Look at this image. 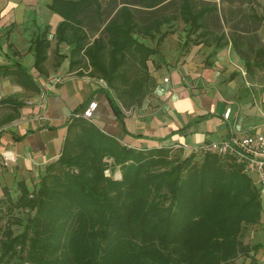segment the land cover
Returning a JSON list of instances; mask_svg holds the SVG:
<instances>
[{"label":"trees","instance_id":"1","mask_svg":"<svg viewBox=\"0 0 264 264\" xmlns=\"http://www.w3.org/2000/svg\"><path fill=\"white\" fill-rule=\"evenodd\" d=\"M245 1L250 0H53L50 8L63 19L55 41L56 47L69 48V70L86 62L91 74L105 82L101 92L118 116L119 104L140 106L151 88L144 65L150 51L132 37L134 31L179 22L189 32L201 30L199 37L204 38L208 29L228 26L224 4ZM243 22L244 14L232 27L244 28ZM223 39V34L217 37ZM230 40L238 48L244 38ZM49 47L46 29L29 41L39 73ZM254 55L264 59L262 50ZM54 56L57 61L64 58L57 50ZM126 57L138 63L140 81L128 83V73L136 69L131 62L124 66ZM0 75L31 84L19 65L0 67ZM167 150L129 149L88 121L71 122L57 160L44 168L36 189L29 191L19 182L15 202L4 189L0 203L6 214L17 208L27 217L24 223L6 219L0 228V264H230L246 255L242 232L260 214L259 194L251 181L233 162L223 166L213 154L199 166L190 164L198 155L191 153L165 167ZM107 168H117L120 179L106 176ZM16 222L21 231L14 234L11 226Z\"/></svg>","mask_w":264,"mask_h":264},{"label":"crops","instance_id":"2","mask_svg":"<svg viewBox=\"0 0 264 264\" xmlns=\"http://www.w3.org/2000/svg\"><path fill=\"white\" fill-rule=\"evenodd\" d=\"M52 3L0 0V67L19 65L31 77V84L23 86L12 76L0 75V101L12 102L0 104V171L4 170L0 180L9 182L1 188L14 182L16 186L19 182L36 184L44 168L57 160L68 126L77 120L71 115L80 113L91 101L96 109L88 122L134 150L195 148L264 133V59L254 58L256 49L264 54V0L224 4L228 26L210 28L204 38L199 37L201 30L189 32L184 25L176 29V22L164 23L158 30L134 31L132 37L150 51L144 65L151 88L140 106L124 108L119 104L118 116L101 92L105 82L91 74L86 62L69 70L68 46L56 47L55 30L63 19L52 11ZM243 14L244 28L232 27ZM45 29L50 47L44 71L39 73L29 41ZM163 33L165 37L157 45ZM221 34L225 39L218 41ZM238 35L244 41L237 48L230 36ZM56 50L64 56L62 60H56ZM128 60L126 57L122 63ZM130 62L138 67L136 61ZM255 188L259 220L245 227L241 235L249 251L230 264H264V190Z\"/></svg>","mask_w":264,"mask_h":264},{"label":"built area","instance_id":"3","mask_svg":"<svg viewBox=\"0 0 264 264\" xmlns=\"http://www.w3.org/2000/svg\"><path fill=\"white\" fill-rule=\"evenodd\" d=\"M166 81L164 79V82ZM95 109L96 103L91 101L80 113L71 115V118L90 122ZM228 113L229 110L224 113L223 117L227 118ZM172 148H179L187 154H213L226 158L237 165L244 176L252 179L259 189L264 190V133L253 132L195 148L186 146Z\"/></svg>","mask_w":264,"mask_h":264},{"label":"rangeland","instance_id":"4","mask_svg":"<svg viewBox=\"0 0 264 264\" xmlns=\"http://www.w3.org/2000/svg\"><path fill=\"white\" fill-rule=\"evenodd\" d=\"M175 26H177V28L176 29H179L180 27H182V23H179V22H176V24H175ZM185 27H188V26H185ZM128 65H130V58H129V60L126 62V64H124V66H128ZM134 68L136 69V72L134 73V71H133V75L132 74H130V73H128V77H127V79H129L128 80V83H130V82H132V79L134 78L135 80H137V79H139V81L142 79V74L140 73L141 71H139V69H138V67L136 66V65H134ZM145 77L149 80V78L145 75ZM145 98V97H144ZM144 98H143V100H144ZM143 102V101H142ZM168 150H167V153H165V155H166V157H165V159H166V161L169 163H167V165L165 166V167H168V166H170V165H173V164H175L176 162V160L175 159H177V160H179V161H181V160H183V159H185V158H187V157H189L190 158V156L191 155H189V154H187V153H184L181 149H179V148H167ZM206 155L207 154H198L197 156H194L193 158L191 157L190 158V164H194V165H200L203 161H204V159H206ZM217 157V156H216ZM217 159L221 162L220 164L221 165H223V164H227V163H231L228 159H226V158H220V157H217ZM103 161H104V163L106 164V165H108V164H110L111 163V161L109 160V159H103ZM178 161V162H179ZM223 166H225V165H223ZM2 167V166H1ZM160 169H162V168H154L153 170L154 171H159ZM4 172V170H2V171H0V174H2ZM6 172V174L8 173L7 171H5ZM8 174H10V173H8ZM104 174L106 175V176H111V177H113L114 179H120V172H119V170L117 169V168H115L114 170H110V168H107L105 171H104ZM11 175V174H10ZM0 176H2V175H0ZM0 179H1V177H0ZM9 182H2V180H0V202L1 201H3L4 202V200H5V196H3V191H4V189L3 188H1L2 187V185H5V184H8ZM8 186V187H7ZM7 186H5V188H6V190H7V192H8V194H9V197H10V199L13 201V202H15L16 201V199L18 198V196H19V190H18V188H17V186H16V183L14 182V184H11V185H7ZM36 187H37V185H30V186H27V188L29 189V191H33V190H35L36 189ZM256 187V186H255ZM6 206L5 205H2L1 203H0V217H1V220H0V228H2L3 226H4V224H5V220L6 219H13V220H16V221H20V222H22V223H24V220H25V218L27 217V213L25 212V211H22L21 209H13V211L12 212H10V213H8V214H6ZM11 228L13 229V231H14V234H17V233H19L20 231H21V224L20 223H14L12 226H11Z\"/></svg>","mask_w":264,"mask_h":264}]
</instances>
